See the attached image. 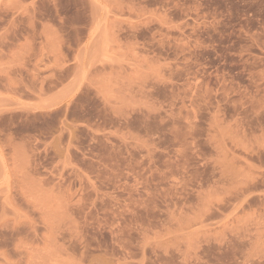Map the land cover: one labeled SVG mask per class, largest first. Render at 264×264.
Wrapping results in <instances>:
<instances>
[{
    "label": "rangeland",
    "instance_id": "obj_1",
    "mask_svg": "<svg viewBox=\"0 0 264 264\" xmlns=\"http://www.w3.org/2000/svg\"><path fill=\"white\" fill-rule=\"evenodd\" d=\"M0 264H264V0H0Z\"/></svg>",
    "mask_w": 264,
    "mask_h": 264
}]
</instances>
